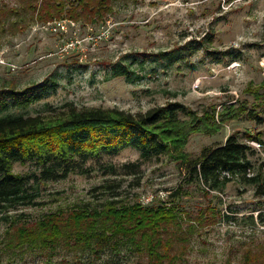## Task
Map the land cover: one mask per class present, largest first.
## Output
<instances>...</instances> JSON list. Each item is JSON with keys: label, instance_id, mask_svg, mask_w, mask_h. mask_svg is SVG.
Here are the masks:
<instances>
[{"label": "rangeland", "instance_id": "374dc122", "mask_svg": "<svg viewBox=\"0 0 264 264\" xmlns=\"http://www.w3.org/2000/svg\"><path fill=\"white\" fill-rule=\"evenodd\" d=\"M15 2L0 0V6ZM117 66L130 76L113 77ZM263 80L264 0L118 1L105 22L36 24L0 43V91L45 87L39 100L12 106L11 114L51 117L68 104L141 114L177 103L180 121L202 125L213 116L206 122L211 129L188 137L183 151L190 158L234 134L255 151L249 157L254 169L264 172V144L245 138L246 132L261 133L264 141L263 108L254 107ZM249 111H258L260 119H249ZM221 115L229 119L222 122ZM131 164L138 165L133 173L124 168ZM81 165L83 175L37 181L35 206L0 214V264H153L124 244L117 247L116 240L101 249L78 247L70 235L51 245L19 241L26 229L48 219L65 223L109 201L176 209L182 231L175 235L186 240L175 241L168 264H242L251 253L264 256V196H255L251 186L229 182L208 192L189 182L170 157L142 161L133 149ZM109 166L116 175L108 174ZM11 171L37 174L28 163H15Z\"/></svg>", "mask_w": 264, "mask_h": 264}, {"label": "trees", "instance_id": "16d2710c", "mask_svg": "<svg viewBox=\"0 0 264 264\" xmlns=\"http://www.w3.org/2000/svg\"><path fill=\"white\" fill-rule=\"evenodd\" d=\"M118 1L127 2L16 0L13 5H1L0 43L36 24L69 21L95 25L105 22L114 13ZM112 74L113 77H129L131 73L126 67L117 66ZM260 88L263 92L255 93L254 107L263 108L264 113V80ZM44 90L42 86L19 91L9 85L0 91V214L35 206L37 181L62 180L74 173L83 175L86 172L81 165L83 160L117 155L126 149L138 151L142 161L170 157L177 169L185 172L189 182L203 186L208 192H220L227 183L237 182L253 187L255 196H264V172L261 167L255 170L249 160L255 151L241 143L236 135H229L222 145L203 148L195 159L183 151L191 134L211 129L206 122L213 116H205L202 125L195 120L180 121L176 114L182 107L177 103L141 114L117 109H77L72 104L51 117L9 113L12 106L27 107L39 100ZM242 110L234 111V118ZM246 116L260 119L258 111H249ZM220 118L222 122L229 119L222 115ZM245 138L264 144L261 133L246 132ZM76 160L81 161L77 163ZM15 163L32 164L37 174L15 175L11 171ZM124 168H130L133 173L138 165H125ZM107 170L108 174L116 175L113 166ZM177 214L174 207L143 206L137 202L122 205L109 201L101 210H82L65 223L61 217L48 219L37 228L26 229L19 235V241L33 244L42 240L51 245L64 235H70L78 247L101 249L116 240L117 247L124 244L134 252L145 254L153 264H168L175 259V254H171L175 241L186 240L184 236L175 235L182 231ZM242 264H264V256L251 253L244 257Z\"/></svg>", "mask_w": 264, "mask_h": 264}, {"label": "built area", "instance_id": "2783aa9c", "mask_svg": "<svg viewBox=\"0 0 264 264\" xmlns=\"http://www.w3.org/2000/svg\"><path fill=\"white\" fill-rule=\"evenodd\" d=\"M252 144L255 145V146H258V145L254 144V143H252Z\"/></svg>", "mask_w": 264, "mask_h": 264}]
</instances>
